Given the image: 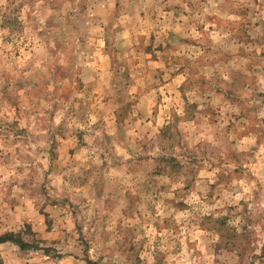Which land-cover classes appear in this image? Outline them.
I'll return each instance as SVG.
<instances>
[{
    "label": "rangeland",
    "instance_id": "374dc122",
    "mask_svg": "<svg viewBox=\"0 0 264 264\" xmlns=\"http://www.w3.org/2000/svg\"><path fill=\"white\" fill-rule=\"evenodd\" d=\"M5 234L0 264H264V0H0Z\"/></svg>",
    "mask_w": 264,
    "mask_h": 264
},
{
    "label": "trees",
    "instance_id": "16d2710c",
    "mask_svg": "<svg viewBox=\"0 0 264 264\" xmlns=\"http://www.w3.org/2000/svg\"><path fill=\"white\" fill-rule=\"evenodd\" d=\"M7 240H15L13 237V234H5V235L0 236V242H5Z\"/></svg>",
    "mask_w": 264,
    "mask_h": 264
}]
</instances>
